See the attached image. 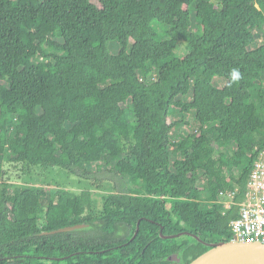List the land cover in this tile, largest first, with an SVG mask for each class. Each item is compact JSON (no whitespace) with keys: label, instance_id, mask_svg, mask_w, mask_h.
<instances>
[{"label":"trees","instance_id":"trees-1","mask_svg":"<svg viewBox=\"0 0 264 264\" xmlns=\"http://www.w3.org/2000/svg\"><path fill=\"white\" fill-rule=\"evenodd\" d=\"M263 149L264 0H0V264H190L234 238ZM3 160L124 186L50 205Z\"/></svg>","mask_w":264,"mask_h":264},{"label":"rangeland","instance_id":"rangeland-1","mask_svg":"<svg viewBox=\"0 0 264 264\" xmlns=\"http://www.w3.org/2000/svg\"><path fill=\"white\" fill-rule=\"evenodd\" d=\"M258 33L251 36V40L257 38ZM45 41L41 38L40 42ZM183 47V45L181 46ZM180 47V48H181ZM113 51H120L121 54L126 55L125 51L114 46ZM182 49L178 50V53L182 55ZM186 53L185 50L183 54ZM215 83L218 86L223 85V81L216 80ZM180 115H176L174 118H178ZM173 116L168 117L171 123L174 120ZM194 123V122H193ZM191 124L189 127L191 130L196 129L195 124ZM4 161V170L6 172V178L13 183H29L39 186H43L47 189L49 196L47 204L53 205L54 194L59 188H63L72 192L81 193L84 190H92L93 197L96 201L95 204L100 208L103 205L104 197L111 192L120 191L123 188L122 178L115 173H110L107 167L98 168L96 166L89 167L88 172L82 170L71 171L62 169L59 167H42L34 166L29 167L27 163H10ZM108 168H111L109 166ZM85 174L83 176L82 174ZM204 203V202H203ZM205 204V203H204Z\"/></svg>","mask_w":264,"mask_h":264},{"label":"built area","instance_id":"built-area-1","mask_svg":"<svg viewBox=\"0 0 264 264\" xmlns=\"http://www.w3.org/2000/svg\"><path fill=\"white\" fill-rule=\"evenodd\" d=\"M238 190H220L218 203L224 213L234 209ZM233 239L264 243V149L251 173L248 188L239 203L238 216L231 220Z\"/></svg>","mask_w":264,"mask_h":264},{"label":"water","instance_id":"water-1","mask_svg":"<svg viewBox=\"0 0 264 264\" xmlns=\"http://www.w3.org/2000/svg\"><path fill=\"white\" fill-rule=\"evenodd\" d=\"M90 224L78 223L66 226L52 231H45L43 234H56L61 232H70L90 228ZM161 231L163 239H177L182 235H191L200 239V236L189 231H183L177 234L167 235ZM139 231V226L137 232ZM134 235V237L137 235ZM207 244V243H206ZM211 247L208 251L199 255L191 261L190 264H264V244L257 242H243L237 239L230 241H220L208 243ZM53 259H62V257H53ZM172 261H180L177 253L169 257Z\"/></svg>","mask_w":264,"mask_h":264},{"label":"clouds","instance_id":"clouds-1","mask_svg":"<svg viewBox=\"0 0 264 264\" xmlns=\"http://www.w3.org/2000/svg\"><path fill=\"white\" fill-rule=\"evenodd\" d=\"M238 76H239V73L236 70H233V72H232V78L233 79H237Z\"/></svg>","mask_w":264,"mask_h":264},{"label":"bare ground","instance_id":"bare-ground-1","mask_svg":"<svg viewBox=\"0 0 264 264\" xmlns=\"http://www.w3.org/2000/svg\"><path fill=\"white\" fill-rule=\"evenodd\" d=\"M257 243H262V242H257ZM262 244H264V243H262ZM209 245V244H208Z\"/></svg>","mask_w":264,"mask_h":264},{"label":"flooded vegetation","instance_id":"flooded-vegetation-1","mask_svg":"<svg viewBox=\"0 0 264 264\" xmlns=\"http://www.w3.org/2000/svg\"><path fill=\"white\" fill-rule=\"evenodd\" d=\"M182 237V236H181ZM180 238V237H179ZM208 244V243H207Z\"/></svg>","mask_w":264,"mask_h":264}]
</instances>
